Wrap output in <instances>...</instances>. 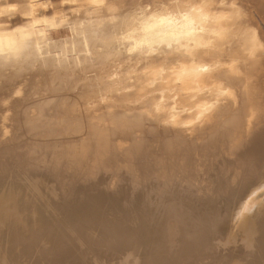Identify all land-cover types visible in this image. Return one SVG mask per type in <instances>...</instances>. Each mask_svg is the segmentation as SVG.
Masks as SVG:
<instances>
[{"label":"bare ground","instance_id":"1","mask_svg":"<svg viewBox=\"0 0 264 264\" xmlns=\"http://www.w3.org/2000/svg\"><path fill=\"white\" fill-rule=\"evenodd\" d=\"M55 2L0 0V264H264V0Z\"/></svg>","mask_w":264,"mask_h":264},{"label":"rangeland","instance_id":"2","mask_svg":"<svg viewBox=\"0 0 264 264\" xmlns=\"http://www.w3.org/2000/svg\"><path fill=\"white\" fill-rule=\"evenodd\" d=\"M38 5H41V8L45 12H50L53 9L66 8V7L74 6V4H67V3L64 5H60V4H57L55 2V0H38ZM255 16H256L257 21L261 27L262 32L264 33V23L260 19V16L258 17L256 12H255ZM32 227L33 226H30L28 228L32 229ZM35 232H37V231H35ZM39 232H42V231L39 230ZM22 243H26V242H19V243L13 244V246H11L12 258H17V256L19 257L17 261H12L14 264H31L34 260H36L37 257L39 258L41 256L43 250H42V246L40 245V242L39 241H33L31 243V246L28 245V248L30 249V251L27 254H25V253L21 254V257H20L18 250L21 249L23 251L26 248V247H24V245H22Z\"/></svg>","mask_w":264,"mask_h":264}]
</instances>
